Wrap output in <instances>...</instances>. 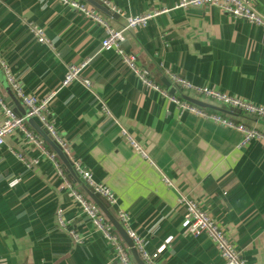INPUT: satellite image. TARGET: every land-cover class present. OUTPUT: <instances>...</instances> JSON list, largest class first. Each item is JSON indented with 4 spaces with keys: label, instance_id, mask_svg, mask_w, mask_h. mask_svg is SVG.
Listing matches in <instances>:
<instances>
[{
    "label": "crops",
    "instance_id": "obj_1",
    "mask_svg": "<svg viewBox=\"0 0 264 264\" xmlns=\"http://www.w3.org/2000/svg\"><path fill=\"white\" fill-rule=\"evenodd\" d=\"M81 1L95 6L93 0ZM109 1L119 14L95 7L115 29L124 27L129 16L152 14L145 25L125 31L121 46L154 82L166 86L169 70L195 85L264 106L263 26L214 5ZM254 2L264 15V0ZM34 26L43 29L48 42L38 41ZM106 36L105 26L59 0H0V64L27 93L55 92L49 109L69 154L40 133L31 118L27 124L49 150L63 152L72 167L66 173L77 177L71 182L58 160L60 173L22 131L5 137L0 145V264H118L113 246L73 193L92 199L73 161L114 191L118 202L111 211L130 214L129 225L145 250L160 251L159 263L225 264L207 234L183 227L186 209L178 203L183 193L218 221L248 264H264V142L253 139L240 146V130L199 117L146 87L114 49L103 48ZM83 62L80 78L62 85L69 65ZM0 94L9 96L1 80ZM205 102L264 132L263 118L231 114L232 109ZM121 126L150 158L133 149ZM17 153L39 162L28 167Z\"/></svg>",
    "mask_w": 264,
    "mask_h": 264
},
{
    "label": "built area",
    "instance_id": "obj_2",
    "mask_svg": "<svg viewBox=\"0 0 264 264\" xmlns=\"http://www.w3.org/2000/svg\"><path fill=\"white\" fill-rule=\"evenodd\" d=\"M59 1L80 11L82 14L92 19L96 23L105 26L107 30V36L102 42L103 48L114 49L122 57L123 61L128 65L131 71L141 79L146 87L160 91L165 96L177 103L182 109L189 110L199 117L240 130L244 135L240 146L246 145L253 139L262 140L264 142V132L258 128L249 127L241 122H236L232 117L226 116L221 112L192 103L185 98V95H190L189 93H192L194 95L193 97L196 99L209 101L223 106L229 105L230 109L232 110L240 109L241 112L243 111L250 116L264 119L263 105L255 104L251 101L236 97L219 89L195 85L191 81L185 79L183 76L173 73L169 70L165 71V75L169 80V86L158 84L151 79L149 70L138 64L137 57L134 54L126 52L122 48L121 43L125 40V31L129 28L145 25L152 14L147 13L143 15L129 16L127 17V22L124 27L121 29H115L110 25L107 18L102 16L96 7L86 4L81 0ZM98 1L109 8L112 12H117L119 14L120 10L116 6L112 5L109 0ZM211 5L219 7L235 18H243L251 23L264 27V15L258 11L254 0H179L175 7L188 8ZM33 31L38 36V41L43 43L48 42V39L46 38L42 28L34 26ZM1 64L7 76L10 87L25 106L26 114L18 115L14 111L13 107L8 105V103L0 94V106L3 109L4 115V117L0 119V145L4 143V139L7 135L20 130L26 135L30 142L34 143L45 156L50 158L55 163L57 169H60L57 154L54 151L49 150L46 147L45 139L42 137V135L31 129L27 124V119L34 116L38 117L43 125V128H45L53 137L57 145L67 152V154H69V149L66 147L65 141L59 136L57 132L54 118L52 117L49 109V102L51 101L55 92H50L44 97H38L32 93H27L11 74L8 66L5 63ZM85 64L86 62H83L79 65H69L62 81V85H68L72 81L79 79ZM83 82L87 86L91 84L88 79H85ZM171 88L175 90L174 93L170 92ZM178 92H180L184 97L179 96L180 94H177ZM121 134L130 142L133 149L140 153L142 157L150 158L146 149L123 126H121ZM17 156L28 167L38 164L39 162L36 158L26 159V157L21 153H17ZM151 162L153 163V160H151ZM73 166L76 173H78L84 179L87 185L92 187L95 192L99 193L103 198H105L110 206H115L117 204L118 201L116 195L109 186L104 183L97 182L94 179L91 171L83 167L80 161H73ZM59 172L62 173L61 169ZM163 180L168 186H174L173 181L168 177L164 176ZM65 186L71 188V183L66 180ZM73 193L76 199L82 204L85 212L89 215L97 230L102 233L105 239L113 246L117 263L137 264L131 253L130 247L123 240L100 206L93 199L85 197L75 190H73ZM178 203L183 205L186 209V218L183 222V227L193 234H207V236L216 245L219 254L225 261V264H248L246 259L241 255L240 251L235 247L233 241L230 239L223 227H221L218 221L213 218L196 200L181 193L178 197ZM62 214L63 210L59 209L57 211V217L60 224L63 226L64 220L62 219ZM117 217L120 223L126 229L129 236L133 239L135 247L138 250L141 258L147 264H161L157 261L160 251L155 253L147 252L144 248L143 239L139 237L130 227V214L120 209L118 210ZM73 236L76 239L78 238V234L75 232L73 233Z\"/></svg>",
    "mask_w": 264,
    "mask_h": 264
},
{
    "label": "water",
    "instance_id": "obj_3",
    "mask_svg": "<svg viewBox=\"0 0 264 264\" xmlns=\"http://www.w3.org/2000/svg\"><path fill=\"white\" fill-rule=\"evenodd\" d=\"M93 3L99 9H103L105 11H107V9H108L106 6H104L102 3H100V2H98L96 0H93ZM0 80H1L2 85L6 88L8 94H9V96L5 99V101L8 103V105H10L11 107H13L14 111L18 115H24V114H26V109H25V107H23L21 101L15 95V93L12 90V88L10 87V84L8 82V79H7V76L2 71L1 64H0ZM164 83L167 86H169V80L167 78L164 79ZM170 92L171 93H174L175 90L173 88H171L170 89ZM185 98L187 100H189L190 102L195 103V104H197L199 106L206 107V108H215V106L209 104L208 102H205V101L196 99L194 97L185 95ZM227 112L228 113H231V114H233V113L234 114L235 113L238 114V113H241V110L240 109H233L232 111H227ZM31 120L33 121L34 125L39 129L40 133H42L44 136L48 137L50 140L53 139V137L48 133V131L45 128H43V125H42V123H41V121L39 120L38 117L34 116V117L31 118ZM82 180L84 181L83 178H82ZM89 191H90V197L100 206V208L106 214L107 218L114 225V227L116 228V230L118 231V233L121 235V237L123 238V240L130 247L131 253H132L135 261L137 262V264H147L141 258L138 250L135 247V244H134L133 239L129 236V234L127 233V231L124 228V226L120 223L118 217L111 211V207H110L109 203L99 193L95 192V190L92 187H89Z\"/></svg>",
    "mask_w": 264,
    "mask_h": 264
},
{
    "label": "trees",
    "instance_id": "obj_4",
    "mask_svg": "<svg viewBox=\"0 0 264 264\" xmlns=\"http://www.w3.org/2000/svg\"><path fill=\"white\" fill-rule=\"evenodd\" d=\"M181 96H182V95H181ZM182 97H184V96H182ZM218 109H220V108H218ZM58 149H59V148H58ZM59 151H60V152L57 154V158H58V160L61 162L60 164H61L62 167H63L64 173H66V172H67L66 168L69 167L70 164H69V162H67V160H66L64 157H62V156H63L62 151H61L60 149H59ZM70 167H71V166H70ZM68 170H70V169H68ZM66 176H67V178H69V180H70L71 182H74V179L77 178V177L75 176V174H74L73 176H70L69 174L66 173Z\"/></svg>",
    "mask_w": 264,
    "mask_h": 264
},
{
    "label": "rangeland",
    "instance_id": "obj_5",
    "mask_svg": "<svg viewBox=\"0 0 264 264\" xmlns=\"http://www.w3.org/2000/svg\"><path fill=\"white\" fill-rule=\"evenodd\" d=\"M224 106H225L226 108H229V109H230V106H229V105H224ZM62 153H63V152H62ZM67 169H71V170H72V167L69 166V167L66 168V170H67Z\"/></svg>",
    "mask_w": 264,
    "mask_h": 264
}]
</instances>
